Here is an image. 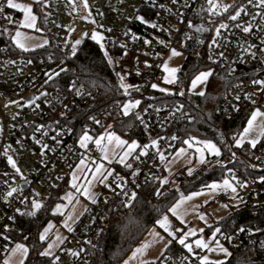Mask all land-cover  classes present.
<instances>
[{
  "label": "built area",
  "instance_id": "built-area-1",
  "mask_svg": "<svg viewBox=\"0 0 264 264\" xmlns=\"http://www.w3.org/2000/svg\"><path fill=\"white\" fill-rule=\"evenodd\" d=\"M92 1L99 26L105 33L104 47L108 58L116 73L124 76L123 83L132 86L126 91L123 88V100H117L106 110H98L93 94L80 90L76 84L53 87L46 83L51 71L56 69L52 64L53 54L15 55L7 44H0V111L3 119L0 264L14 244L12 233L20 215L16 210L24 212L33 199L40 204L47 202L69 178L70 171L82 156L98 155L100 146L88 142L87 148H82L81 137L87 131L100 130L110 122L114 124L111 114L125 115L123 106L139 101L136 109L127 115L140 113V129L147 135L144 137L135 126L128 131L148 142L147 154L137 152L139 159L130 163L131 168L113 164L107 184L69 231L56 255L51 256V264H95L91 248L105 227L109 211L126 210L125 204L133 200L132 193L136 195L144 184L161 176L167 160L182 145V130L192 121V113L181 99L187 94L182 80L172 85L173 92L153 89L151 85L162 83L163 62L169 50L174 46L184 49L192 39L189 22L193 25L195 16L209 8L207 0H177V3L172 0ZM225 1L227 10L221 11L225 16L215 27L207 52L210 61L225 67L234 78L218 111L226 116L245 108L264 111V90L253 84V80H264V7L257 6L258 0H252V3L249 0ZM5 5L6 0H0L2 24L8 23V17L14 14L5 10ZM237 12V19H230ZM46 14L49 33L62 44L67 23L72 18L68 0H47ZM137 16H142L148 23L137 20ZM151 24L157 27L153 28ZM221 24L227 27L220 28ZM249 25L251 31L245 33L243 27ZM145 40L150 43L145 44ZM77 91L81 94L77 95ZM22 94L30 104L6 114L3 104ZM246 94L251 95L255 104L245 98ZM153 140L157 141L155 147L151 146ZM44 145L48 147L44 148ZM11 156L25 170V177H20L9 164L8 157ZM206 163L227 166L225 177L231 178L238 187L236 193L225 187L214 193L215 201L230 207L222 217L221 236L231 246L257 252L264 260V180L261 179L264 178V151L250 154L233 144L219 156H208ZM15 181L19 182L17 192L7 197ZM241 227L245 228L244 232L239 231Z\"/></svg>",
  "mask_w": 264,
  "mask_h": 264
},
{
  "label": "trees",
  "instance_id": "trees-1",
  "mask_svg": "<svg viewBox=\"0 0 264 264\" xmlns=\"http://www.w3.org/2000/svg\"><path fill=\"white\" fill-rule=\"evenodd\" d=\"M5 10L14 13L15 18L21 16V11L8 8ZM38 10V6H35ZM216 14H211L207 8L201 10L196 16L193 27L190 29L192 39L188 41L184 48L186 60L183 63L179 75L184 82L187 94L181 98L187 108L192 113L190 125L182 130L181 143L188 139L212 140L219 145L222 151L228 150L234 144V138L244 127L250 109L245 108L232 116H226L218 111L225 94L228 92L234 78L230 76L228 70L218 64L213 63L208 58V47L215 27L225 16L221 11L215 10ZM47 14H42L41 23L46 25ZM197 27H203L206 31L198 32ZM5 43L15 55H54L52 64L64 66L59 75H53L47 84L53 87H68L76 84L80 90L91 93L96 102L98 110L110 108L117 100H123L124 91L121 80L109 63L108 54L105 55L103 48L96 41L87 38L79 46L76 55H69L62 44L49 43L27 51L17 47L7 36L0 34V44ZM211 70L204 95L188 92L190 79L201 69ZM44 78V77H43ZM114 121V128L122 131L128 137L131 126L140 129V113L132 115L111 114ZM142 132L146 137L145 131ZM242 151L250 154L264 151V138L252 148L245 145ZM227 166L210 165L204 163L195 168L191 175L186 168L178 176L179 189L164 180L166 170L161 176L144 184L138 189L135 199L126 210H110L107 216L105 227L95 238L91 252L95 258V264H123L124 259L141 241L150 227H152L161 216L169 210L170 206L180 197L181 193H189L200 189L208 183L221 180L225 177ZM68 179L64 181L50 197L42 204L39 210H35V216L19 215L17 228L12 233L14 243L24 242L29 253L24 264H51V256H42L40 253L44 248L45 241L40 240L42 230L48 222L56 218L53 208L61 199L60 193L65 189ZM33 211L32 205H28L24 212ZM221 218L219 223L223 222ZM233 247V246H232ZM184 247L173 240L162 257L178 258L184 254ZM226 264H264V260L257 252L248 251L233 247L232 253Z\"/></svg>",
  "mask_w": 264,
  "mask_h": 264
},
{
  "label": "rangeland",
  "instance_id": "rangeland-1",
  "mask_svg": "<svg viewBox=\"0 0 264 264\" xmlns=\"http://www.w3.org/2000/svg\"><path fill=\"white\" fill-rule=\"evenodd\" d=\"M14 2L23 5H28L32 8V13L37 18L35 22V28L20 27V25L24 21L25 14L22 10L17 9L21 11V16L15 18V15L13 14V16H10L11 22L8 19V23H0V34H4L14 43L13 37L15 36L16 31L19 30L23 34L21 39L22 42L25 43L27 49H33L39 46H44L51 42L59 44L57 38H54L53 35L49 33L45 23L40 22L41 15H44L47 12V0H43L42 3H34V0H14ZM215 3L219 5L216 8V10L218 11H222L228 6V3H226L225 0H215ZM68 4L71 9L72 18H70L67 23L64 38L60 43H62L64 48L67 49L68 54L72 55V47L75 44V41H81L80 44L75 45L77 52L82 42L85 39L90 38L91 34L94 31L102 34L104 38L105 33L101 30L99 26V21L94 13L92 0H87V8L84 7V0H68ZM35 6H38V10L35 9ZM93 21H95V23H93ZM23 37H29L30 39L24 40ZM45 41H47V43H45ZM100 43H103L104 45V39ZM173 49L179 52L180 55L171 56V52ZM103 50L105 51V47H103ZM186 56V51L184 49L178 46H174L169 50L168 55L165 61L163 62V65L167 62L169 68L178 69V71L175 73V83L181 80L179 72L183 63L186 60ZM63 68L65 67L57 66L56 69L51 71V76L55 75ZM208 71L211 70L208 68H203L190 79L188 84V92H204L210 77L208 78L206 83H200L194 89L191 87V85L192 80L196 76H198L201 72ZM166 76H169V73H166L163 70L162 83L156 82L155 84L158 86L156 89H165L166 91L164 92H173L172 85L174 83H166L164 80ZM40 93L41 92L37 91L38 95H40ZM15 102H19V104ZM29 104L30 102L25 100V95L22 94L18 97H13L8 100L5 104H3V109L6 114H11L17 111L19 108L28 106ZM132 109H136V106L129 109V112ZM251 113L252 111L250 112V114ZM261 119L264 118H258L257 122H259ZM247 121L242 130L236 135L235 138H239L240 134L247 126ZM2 131L3 119L2 113L0 111V142ZM258 131V129H254L251 133H249V135L244 140L243 146L250 145L248 143V140L256 138L258 135ZM86 133L94 139L99 138L101 136H104L105 139L101 142L100 151L98 152L97 156H82L69 173L68 183L65 186V189L60 193L61 199L56 203L53 208V211H56V213L59 214L58 216L61 219L59 222H55V220H50V222H48V224L45 226V228H48L49 225H52L50 231L48 232L47 238L44 240L45 244L42 252L48 249L49 244H53L54 247L50 249L51 256L56 255L59 247L61 246L62 242L65 240L68 234L69 230L67 227H65V223H67L72 229V227L79 221L82 215L89 208L92 199H89L87 196L82 194L83 189L87 188L89 193L92 194L95 199L99 190L108 182V179L103 184L100 183L98 179L92 180V171L90 170L94 171L97 164H103L104 168L102 169V171L104 172V174H107V171L112 170L113 164L124 165L126 163H133L135 160L134 157L137 155V152L143 150L142 147L137 148L136 152H134L132 156L128 157L124 163H120V157L123 155V152L125 151L127 146L125 145L124 148L117 147V141L115 139L109 141L107 139V136L109 134H113L114 137H118L119 139L128 141L129 143H131L132 141H136L141 146L147 145L148 143L147 141H142L137 136L128 137L122 131L115 129L114 124L111 122L106 124L100 130L87 131ZM263 138L264 137H261L259 139V142ZM191 140L193 139H188V141ZM195 141H211L220 149V153L222 152L219 145L212 140L195 139ZM195 147H202V145H196L194 143V147L189 148L187 144L183 143L170 156V158L166 162V175L164 177L165 181L169 182L172 186H175L179 189L180 187L177 180V176L182 171H184V168H186V170L189 172V169H192L193 171L195 168L206 163L207 157L211 156L212 154H210L208 151H205L203 153V158L205 162L201 163V154L195 151ZM101 148H103L104 151H101ZM180 149H185V152L180 155H177ZM105 154L107 155V159L104 158ZM11 158L13 161H15L16 167L20 170L19 173L17 171L16 172L20 175V177H25V170L18 164L17 160L13 156H11ZM81 159L85 160L84 165H80ZM73 174H75L78 178L76 181L72 180ZM225 179L229 180L232 186L236 188L235 192L232 191L233 193H236L238 191V187L236 186L234 181L229 177H224L221 180L212 181L200 189L191 191L189 193H181L180 197L169 208L171 209L173 206H175L177 203H180L182 200L183 202L181 203L180 208L178 209L179 216L173 215L169 210L161 216V218L165 215L169 217L172 230L183 229L184 232H187L189 229L195 230L196 234L193 236H189L186 240V243H191L193 245V253H195V255L193 253L188 252V250L183 246L185 251L184 254L180 257H162L164 252L170 245L168 244L167 248H165V244L168 240H171V237H169L167 233H165L164 230L161 229L157 225V223H155L152 227L149 228L147 233L144 235L141 241L134 247V249L129 253V255H127V257L123 261V264H126V262L127 264H201V260L199 259V257L203 256H207L209 262L222 261L223 264H226V261L230 256H225L224 253L216 249L215 241L219 240L220 245L226 248L230 254L232 253L233 247L228 241L224 240L221 236V224L219 223L220 219L226 214L230 207L229 205L228 207H224L225 205H221L220 203L214 200V193L222 187L216 189H212L211 187H209L212 184L223 185V181ZM89 180L92 181L91 184L88 183ZM72 183H76L81 190L77 191L75 188H73L71 186ZM18 186L19 182L15 181L14 184L10 187V190L12 188L17 189ZM57 206H59L58 209ZM69 217H71L72 219H69ZM181 220H183V223L181 222ZM44 229L42 230L41 234L43 233ZM201 229L203 231H200ZM217 229H219L218 232L216 231ZM155 233H159V236L155 235ZM180 235H182V233H177V236ZM57 236L60 237V240L57 239ZM161 236L164 237L163 240L160 239ZM197 239L203 240L209 245L210 249L214 250L209 251V249L197 248L194 243ZM17 245H22L27 248V245L24 242H15L12 246L8 248L7 256L4 258L2 264H23L27 253H24L22 249H17ZM137 249H142V251L136 253ZM133 253H136V255L133 256Z\"/></svg>",
  "mask_w": 264,
  "mask_h": 264
},
{
  "label": "snow or ice",
  "instance_id": "snow-or-ice-1",
  "mask_svg": "<svg viewBox=\"0 0 264 264\" xmlns=\"http://www.w3.org/2000/svg\"><path fill=\"white\" fill-rule=\"evenodd\" d=\"M43 0H34V3H42ZM173 3H177V0H172ZM207 3L209 5V8H208V11L215 15L216 14V8L219 6L217 5L214 0H207ZM249 3H252V0H249ZM6 6L8 8H13V9H20L24 12L25 16H24V21L22 22V24L20 25V27H28V28H35V22H36V16L32 13V8L28 5H23V4H19V3H15L14 0H6ZM259 7H264V0H258V5ZM84 7L87 8L88 7V4H87V0H84ZM227 10V9H225ZM3 11V7L0 6V12ZM102 15V14H101ZM182 15V14H181ZM239 15V12H237L236 15H232L230 17V19L232 20H236L237 19V16ZM9 21L11 22V18L8 17ZM137 20H140L141 22L143 23H148L147 21L144 20V18L142 16H137L136 17ZM93 23H95V21H93ZM102 27V25H101ZM151 27L153 28H156L157 25L156 24H151ZM189 27H193V25L191 24V22H189ZM227 25H224V24H221L220 25V28H226ZM239 27V26H238ZM38 30V29H37ZM108 31H111L110 29ZM196 31L198 32H203V31H206V29H204L203 27H197L196 28ZM243 31L245 33H248L251 31V25L249 26H246V27H243ZM127 35V33H126ZM216 35L219 36L220 35V30L217 29L216 30ZM23 36V34L17 30L16 33H15V36L13 37V40H14V43L16 44L17 47L27 51V47L25 45V43L22 42V39L21 37ZM92 40L96 41L97 43H100L104 37L102 34L98 33V32H93L91 34V37H90ZM24 40H27V39H30L29 37H23ZM133 39H136V37L134 36ZM45 43H47V41H45ZM81 41L77 40L75 41V44L73 45L72 47V55L75 56L76 55V47L75 45H78L80 44ZM150 43V41H147L145 40V44H148ZM160 43H163V41H160ZM213 45L216 44V40L213 39ZM100 46L101 48L104 47L103 43H100ZM123 47V45H121ZM247 51V49H246ZM105 55L107 56V52H105ZM180 55L179 52H177L175 49L172 50L171 52V56H178ZM221 56H223V53L220 54ZM254 55V54H253ZM109 63H111V60H109ZM146 66L147 67H151V65H148L147 62H145ZM163 70L166 72V73H169V76H166L164 78L165 82L166 83H175V73L178 71V69L176 68H169L168 67V64L167 62L163 65ZM61 71H63V69H61ZM56 75H59V73H56ZM120 75V74H118ZM212 75V72L211 71H208V72H201L198 76H196L193 80H192V85L191 87L194 89L198 84L200 83H206L208 78ZM49 80L52 79V76L49 75L48 77ZM120 80H121V87L125 89V91L129 88V87H132L131 85H127V84H124L123 83V80H124V76L120 75ZM47 83V81H46ZM253 84H256V85H260L261 86V89L264 90V80H253ZM151 87L153 89H156L158 86L156 84H152ZM71 90V88H70ZM160 91H166L165 89H159ZM81 93L79 91H77V95H80ZM183 93H181L182 95ZM199 95H204V92H200L198 93ZM245 98L250 100L251 103L255 104V100H251V95L250 94H246L245 95ZM237 100L240 99L239 96L236 97ZM15 103H18L19 102H15ZM139 101L135 102V104L133 103H129V104H126L124 105L122 111L124 112L125 115L128 114L129 112V109L133 108L136 106V104H138ZM38 107V105H37ZM67 107V106H65ZM238 110V109H236ZM258 118H264V112H262L259 108H255L252 113L250 114V117L247 121V126L244 128L243 132L240 134L239 138H234L235 139V147H242L243 146V143H244V140L245 138L249 135V133H251L254 129H258V135L256 138L254 139H251V140H248V143L251 145L252 148H255L257 143L259 142V139L261 137H264V119H261L259 122L258 121ZM96 123H99V121H96ZM39 130V129H38ZM105 139L104 136H101L99 138H93L89 135H87V133H85L79 143H80V146L82 148H87L88 146V142H94L97 146H101V142ZM107 139L109 141H112L113 139H115L117 141V147H121V148H124V146L126 145V149L125 151L123 152V155L120 157V163H124L125 160L132 156L134 152H136V149L137 148H141L142 147V151L139 153V155H146L147 154V149L149 147V145H144V146H141L139 145L136 141H132L131 143H129L128 141H125V140H121L119 139L118 137H114L113 134H109L107 136ZM173 139H175V137H173ZM37 144L40 143L39 140L36 141ZM185 144L188 145L189 148H193L194 147V143L196 145H202V147H195V151L200 153L201 154V158H200V162L201 163H204V158H203V153L205 151H208L210 154L212 155H216V156H219L221 153H220V149L214 144L212 143L211 141H195V139L193 138V140L191 141H184ZM157 145V141L153 140L151 142V146L152 147H155ZM44 148H47L48 146L47 145H44L43 146ZM101 151H104L103 148H101ZM185 152V149H180L177 153V155H180L182 153ZM43 155V152L41 153ZM139 155L135 156L134 158L135 159H139ZM233 156H235V153H233ZM105 159H107V155L105 154ZM161 159H163V155L161 154ZM8 162L9 164L19 173V168L16 167V164H15V161L12 160L11 157H8ZM95 163V162H93ZM85 164V160L84 159H81L80 161V165H84ZM125 167H128V168H131V164H125ZM79 168V166H78ZM104 168L103 164H97L94 171L93 170H90L92 171V180H99L100 183H104L107 179H108V176L112 175L111 171H107V174H104V172L102 171V169ZM192 173V169H189V172L188 174L191 175ZM78 178L75 174H73L72 176V180L73 181H76ZM262 180H264V178H261ZM91 180L88 181L89 184H91ZM73 188H75L77 191H80V187L77 186L76 183H72L71 185ZM243 186V185H242ZM209 187H211L212 189H216V188H219V187H225V188H231V190L233 192L236 191V188L232 186V184L230 183L229 180L225 179L223 181V185H218V184H212L210 185ZM17 192V189L16 188H12L10 191L7 192L6 196L7 197H12L13 194ZM83 195L87 196L89 199H92L94 200V196L92 194L89 193L88 189L87 188H84L83 189V192H82ZM131 199H135V193H132L131 194ZM25 202V201H22V203ZM183 201L181 200L180 203H177L175 206H173L171 209H169V211L173 214V215H176V216H179V213H178V209L180 208V205ZM243 201L241 200V203ZM31 205H32V209L33 211H29V212H21L20 209H17V213H19L20 215H29V216H35L36 214V211L35 210H39L42 205L37 202L36 200H32L31 201ZM125 207H130V204H125ZM224 207H228L227 205H225ZM238 209H239V205L236 206ZM59 208V206H57V209ZM9 219H14V217H9ZM69 219H72L71 217H69ZM181 222L183 223V220H181ZM157 225L164 230L165 233H167V235L169 237H171V240H168L167 243L165 244V248H167L168 244H171L173 240L177 241L180 245H183L187 250L188 252L190 253H193V245L191 243H186V240L189 236H193L195 235V230L193 229H189L187 232H184L183 229H175V230H172L171 229V224H170V221H169V217L167 215L163 216L160 220L156 221ZM52 225H49L48 228H45L43 233L40 235V240L41 241H44L46 238H47V235H48V232L50 231ZM65 227L68 228L69 231H72L71 227L65 223ZM7 228V226H6ZM200 231H203L202 229ZM217 232L219 231V229L216 230ZM240 232H244L245 231V228L244 227H241L239 229ZM177 233H182V235L180 236H177ZM155 235L159 236V233H155ZM227 239H231L230 237H226ZM5 239H7V237H5ZM57 239L60 240V237L57 236ZM161 240L164 239L163 236L160 237ZM62 242V240H61ZM195 246L197 248H204V249H209V251H213L214 249H210L209 248V245L207 243H205L203 240L201 239H197L195 242ZM216 243V249H218L220 252L224 253L225 256H230L231 254L228 252V250L226 248H224L222 245H220L219 243V240H216L215 241ZM54 247L53 244H49L48 245V249H46L45 251L41 252L40 254L42 256H49L51 255V251L50 249ZM17 249H22L24 251V253H27V248H25L24 246L22 245H17L16 246ZM142 249H137L136 250V253L138 252H141ZM136 253H133V256L136 255ZM73 255H77V253L73 252L72 253ZM195 255V253H193ZM199 259L201 260V264H223L222 261H216V262H209L208 260V257L207 256H203V257H199ZM127 264V262H126Z\"/></svg>",
  "mask_w": 264,
  "mask_h": 264
},
{
  "label": "crops",
  "instance_id": "crops-1",
  "mask_svg": "<svg viewBox=\"0 0 264 264\" xmlns=\"http://www.w3.org/2000/svg\"><path fill=\"white\" fill-rule=\"evenodd\" d=\"M54 212V214L56 215V218H53V219H51V221L53 220H55V222H59L60 221V217L58 216L59 214L58 213H56V211H53ZM50 222V221H49ZM68 233H69V231H68ZM68 235V234H67ZM67 237V236H66ZM28 253H29V248H28V246H27V256H28ZM27 256H26V258H27ZM49 256H51V255H49ZM26 258H25V260H26ZM25 260H24V262H25ZM24 262H23V264H24Z\"/></svg>",
  "mask_w": 264,
  "mask_h": 264
},
{
  "label": "water",
  "instance_id": "water-1",
  "mask_svg": "<svg viewBox=\"0 0 264 264\" xmlns=\"http://www.w3.org/2000/svg\"><path fill=\"white\" fill-rule=\"evenodd\" d=\"M32 97V95H30V98ZM24 185H25V182H24Z\"/></svg>",
  "mask_w": 264,
  "mask_h": 264
}]
</instances>
